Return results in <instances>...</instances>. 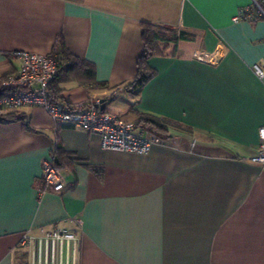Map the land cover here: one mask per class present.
Instances as JSON below:
<instances>
[{
    "label": "crops",
    "instance_id": "obj_1",
    "mask_svg": "<svg viewBox=\"0 0 264 264\" xmlns=\"http://www.w3.org/2000/svg\"><path fill=\"white\" fill-rule=\"evenodd\" d=\"M255 1L264 2L0 0V79L18 68L12 52L58 46V57L64 46L95 65L96 84H53L59 103L100 100L128 121L143 113L182 125L138 154L103 149L97 133L57 123L42 107L3 110L23 119L0 120V264H46L35 261L37 243H20L55 226L76 244L47 264H264V167L250 161L264 124V19L233 21ZM144 22L197 39L151 57L157 73L135 95L126 87ZM215 50L217 62L195 57ZM115 86L124 90L109 98ZM58 143L69 187L41 192Z\"/></svg>",
    "mask_w": 264,
    "mask_h": 264
},
{
    "label": "built area",
    "instance_id": "obj_2",
    "mask_svg": "<svg viewBox=\"0 0 264 264\" xmlns=\"http://www.w3.org/2000/svg\"><path fill=\"white\" fill-rule=\"evenodd\" d=\"M264 19V2H253L240 8L233 17L234 22L246 20L254 22ZM59 52L56 46L51 54L16 50L10 55L18 62L17 70L1 81V86L11 92L0 100L2 110H18L25 106L44 108L51 118L62 125L79 128L100 136V145L103 149L147 154L152 146L165 142L163 138L139 127L135 122L122 118L118 113L101 109V101L87 104H78L73 107L54 102L50 95V86L58 77ZM196 59L202 62L214 63L221 58V52L197 51ZM258 75L263 71L255 66ZM124 88L115 86L110 88L106 95L111 98L118 96ZM259 142L257 154L250 161L264 167V124L259 128ZM43 186L40 191L63 193L69 185L63 176V168L56 162L54 156L43 162ZM37 243L36 260L38 263H54L62 260L63 253L73 250L76 244V235L68 228L55 226L44 230L38 237L28 233L23 234L21 245L28 242Z\"/></svg>",
    "mask_w": 264,
    "mask_h": 264
},
{
    "label": "trees",
    "instance_id": "obj_3",
    "mask_svg": "<svg viewBox=\"0 0 264 264\" xmlns=\"http://www.w3.org/2000/svg\"><path fill=\"white\" fill-rule=\"evenodd\" d=\"M142 39L144 47L137 60V75L126 87L128 91H131L135 95H138L142 87L157 73L156 70L152 69L148 64L151 57L165 55L170 48H173L171 53L174 54L180 41H194L197 39V34L187 30H175L144 22L142 23ZM57 59L58 77L51 84L50 90L53 84H57V82L65 79L75 80L88 85L96 84V69L93 63L72 54L64 46H62ZM2 80L3 79H0V100L11 92L10 89L1 86ZM51 99L54 102H58L52 96ZM14 119H23V116H19L15 111L4 112L0 106V120L8 121ZM136 124L160 138L167 136L168 126L182 127L179 123L167 118H160L143 113H139ZM53 154L54 157L59 160L60 167L66 168L69 165L70 162L67 158V154L63 150L61 144L58 143L56 145Z\"/></svg>",
    "mask_w": 264,
    "mask_h": 264
},
{
    "label": "water",
    "instance_id": "obj_4",
    "mask_svg": "<svg viewBox=\"0 0 264 264\" xmlns=\"http://www.w3.org/2000/svg\"><path fill=\"white\" fill-rule=\"evenodd\" d=\"M101 109H103V110H104V106H101ZM56 163L58 164L57 160H56Z\"/></svg>",
    "mask_w": 264,
    "mask_h": 264
}]
</instances>
